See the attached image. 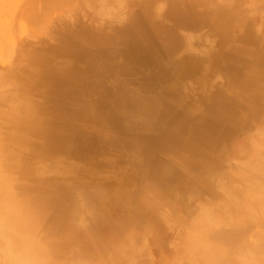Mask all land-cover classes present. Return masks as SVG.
<instances>
[{"label": "rangeland", "instance_id": "rangeland-1", "mask_svg": "<svg viewBox=\"0 0 264 264\" xmlns=\"http://www.w3.org/2000/svg\"><path fill=\"white\" fill-rule=\"evenodd\" d=\"M29 1L0 3V134L18 124L6 98L30 104L41 127L59 105L60 149L48 150L46 129L32 152L2 142L40 182L23 191L30 184L5 164L0 179L16 182L18 206L35 217L28 237L49 246L34 264H123L122 252L125 264H209L212 249L219 264L229 254L214 230L238 224L264 172V0H37L42 15ZM44 65L67 78L35 84ZM75 140L89 157L72 153Z\"/></svg>", "mask_w": 264, "mask_h": 264}, {"label": "bare ground", "instance_id": "bare-ground-1", "mask_svg": "<svg viewBox=\"0 0 264 264\" xmlns=\"http://www.w3.org/2000/svg\"><path fill=\"white\" fill-rule=\"evenodd\" d=\"M5 1H9V0H0V3H4ZM32 2H34V4H32ZM36 2H37V0H30L29 1V4H31L30 7L32 6V9H34L32 11L33 15H42L44 12H41L40 10H38V8H37L38 5H37ZM48 2H52L53 6L56 8L57 5H59V7H62L65 3H67V0H46V4H48ZM68 2H69V0H68ZM88 3H89V1H88ZM93 4H95V2ZM134 4H135V2H134ZM140 5L144 6V3L143 4L141 3ZM76 6L77 5H75V7ZM138 6H139V4H138ZM73 7L74 6L72 5V9H74ZM70 9H71V7H70ZM62 12H63V10H62ZM64 13L66 14L65 10H64ZM64 47H65L64 48V54H65L64 56H66V57H69V58H71L73 60H75V59L78 60L79 58L84 56V55H82L80 53H76L74 50H71V49L67 48L68 46H64ZM60 72H63V71H59L58 70L57 72L52 74L50 72V70H49V66L44 65V69L42 71H39L38 74H37V72H35V75L33 77V81L35 82V81L41 80L44 83L55 87V86H58V85L63 83V82H61L63 80L62 77L63 78H67V77H64L65 75L60 73ZM0 76L2 77V78L0 77V88H1L3 85H5L4 83L6 82L7 79L3 76V74H0ZM64 82H65V80H64ZM31 83H33V82H31ZM35 84H36V82H35ZM35 84L31 85V87H35L36 86ZM28 97L29 96H24L23 99L26 100V99H28ZM8 99L9 98H6V101L8 102V105L10 107L9 109H12V111L14 112L11 120L14 119L13 121L18 123L17 125H15V127L23 128L24 130H26V133L22 134L23 132L22 133L17 132L15 130V127H14L12 129H9V132L7 134H0V143L5 142V143H7L8 146H9V144L21 145V146L23 145V146H25V148H26V146L28 147V145H30V150H26V151H31L32 152L34 147L36 149H38V147H39L38 145H39V143L41 141V138L43 139V136L46 134V133L43 134V131L46 129L45 132H47L48 150L55 151V150L60 149L59 145L56 142L57 134H55L53 132L54 129H52V132L50 130L55 125L53 116L58 113L59 110L57 109V107L59 105L57 107H49V106L47 107L48 109L46 110L47 111L46 113L48 114L47 115L48 117L46 119V124H44V126L41 127L39 122H38L39 114H38V112H36L34 110V108L30 107V104H26V105H24L25 103L21 104L20 101H18V100L16 101V98L13 99V101H14V103H13V101L11 99L9 101H8ZM31 100H33V99H31ZM35 103H36V101H35ZM62 110L63 109L61 108V111ZM64 113L66 114L67 112L64 111ZM30 115H32V116H30ZM29 121H30V123H29ZM21 123H24V124H21ZM60 125H61V127L63 125V128H62L61 131H60V128H59L58 131H60L59 134L62 136L65 133L64 132L65 128H64V124L60 123ZM54 127H56V126H54ZM72 143L74 144V149L72 150V153H75L74 155H79V156H76V157H80V158H83V156L89 157V152H91L92 149L86 148L80 141H76L75 140V141H72ZM2 156H5V158L2 157ZM25 161H26V159L24 157H22V156H15L13 154L7 156V154L4 152L3 148L2 147L0 148V166L5 164V166L7 165V166L15 169L14 173L18 176V178H20L22 180L23 177H24L23 180L25 182L29 183L30 186H31L30 189H23V188H20V189H22L23 191H29V190L35 189L37 187L36 183H39L40 181L36 180L35 178H33L31 176V174L34 173V167L31 165V163H28V162H25ZM4 171H5V169H4ZM7 171H9V170H7ZM6 175H9V174H6ZM0 176L3 177L4 175H1V173H0ZM259 178H260L261 183L257 184V181H259ZM259 178H257V177L254 178L253 177V182L255 181L253 183V185L251 186V188L253 187V189L251 191H249L251 189V188H249V190H248L250 192L249 193L250 194L249 198L245 197L246 201H248V202L250 201L249 204H251V206L248 205V207L250 206V208L253 209V210L251 211V209H249L247 207L248 209L246 208L245 211L242 209V211H241L240 209L244 208V207L240 208V206L242 204L240 206H238V205H239L240 202L242 203L243 200L240 201L242 198H240L239 201H237V199H236L235 201H236V203H238V205H236V206L239 207V208L237 207L236 209H238L241 212V214L243 215L240 218L238 224L231 225L229 227V229H227L228 227H226V229L225 228H217V229L214 230V231H216V234L214 236H221V237H219V240L222 243V245L225 246V243L227 244V247L229 248V250H228L227 247H225V250L227 249L226 252H227V255L229 254L228 257H231L232 255L234 256L236 254L238 256L241 254L240 256L242 257L243 256L242 252H244L246 250L244 252V255L246 254L245 255L246 257L243 256V260L241 261V264H264V262L261 263V262L256 261L257 257H261V256L264 257V253H260V255H259V250L264 248V210H262V208H264V207L261 206L262 204H264V191H262V187H264V172H262L261 175H259ZM129 182L133 183L132 180H129ZM5 183H6L5 180L0 179V264H18V263H16L18 261L14 260V258L17 256L16 254H14V252H16V250L18 252H21L23 250L26 253V257H27V258H24V259H27L26 261L30 262L31 264H34V263H37V262H42L43 263V261L46 260L45 259V255H44L45 248L48 245L45 243L47 246H45V248H44L45 244L43 243V245H42V241L40 242L41 245H42L41 246L40 244H38V242L34 243L28 237V236H31L32 224H33V221H34L35 217L34 216L33 217L29 216L24 211L25 208L18 206L19 198L17 196L16 190L14 189L16 187V185L14 183H16V182L11 183L12 187H9V186L6 187ZM124 183H125V180H123V183L121 185H124ZM20 185L18 184L17 186H20ZM121 187H123V186H121ZM259 187H260V189H259ZM258 193L259 194L262 193V196L261 195L259 196ZM253 202H254V204H255V202L256 203L259 202V203H257L259 205L261 204L260 202H262V204L260 205L262 208L259 205H257V204H255V206L260 207V208L254 207V204H252ZM12 203L15 206L14 208H17L18 211H12L11 209L7 210V206L8 205H12ZM4 204H6V205H4ZM78 211H79V209H78ZM246 211H247V213H245V216H244L243 213L246 212ZM76 213H77V216H78V212H76ZM79 216H81V215H79ZM82 219H83V217H82ZM252 224L257 226L256 227V231H254L255 229L252 230V231L250 230V228L251 229L254 228V227L253 228L250 227V226H252ZM250 231H251V233L249 234ZM221 232H223V233H221ZM248 234L249 235H251V234L253 235V238H251L252 240H249L250 237H247ZM209 236H211V235L209 234ZM254 236H256L257 238L255 239ZM246 237H247V240H249V241L246 240ZM245 240L249 244L247 242H245ZM18 241L19 242L21 241V243H22L19 248H18V246H16V243H15V242H18ZM56 241L54 239V243H57ZM128 243H129V241H128ZM194 243H196V242H194ZM246 243H247V245L250 246V248L246 245ZM237 246L240 247V250H237L239 248V247L237 248ZM52 247H54V246H52ZM131 247H133V246H131ZM198 248H200V247H198ZM231 248H233L232 250L236 249V251L239 254L236 253L235 251H232V253H231V251H230ZM251 248H252V250H251ZM48 249H46V250H48ZM212 250L207 252L206 255L207 254L210 255V256H208V261H210L209 259H211V261H212L211 263L213 264V260L214 259L212 260V258H213V254H211ZM250 250H251V252H250ZM191 251H193V250H190V253H191ZM228 252H230V253H228ZM234 252L236 254H234ZM216 253H217V251H216ZM11 254H14L15 257L13 255H11ZM45 254L48 255V251H46ZM52 255H51V257H52ZM48 256L50 257V254ZM55 256H57V255H55ZM120 256H119V259H121L122 261H125L123 263V264H125L127 260L123 259V258H127V257L124 255L123 252L120 254ZM238 256H236V257L234 256L235 258H234L233 261L236 262V260H237L236 263L233 262L234 264H237L239 262L238 261L239 259H237ZM215 257H216L215 260H217V261H218L217 257L219 258V264L220 263L224 264V262L226 260H229V259L232 258V257L231 258L227 257V258L224 259V257H222V259H221L220 256H217V254H216ZM226 262L230 263L231 260L230 261H226ZM226 262H225V264H228ZM211 263L209 262V264H211ZM238 264H240V263H238Z\"/></svg>", "mask_w": 264, "mask_h": 264}, {"label": "clouds", "instance_id": "clouds-1", "mask_svg": "<svg viewBox=\"0 0 264 264\" xmlns=\"http://www.w3.org/2000/svg\"><path fill=\"white\" fill-rule=\"evenodd\" d=\"M164 9H165V5L163 4L159 5V7L157 8V13L158 14L162 13ZM100 23H103V20H101Z\"/></svg>", "mask_w": 264, "mask_h": 264}]
</instances>
